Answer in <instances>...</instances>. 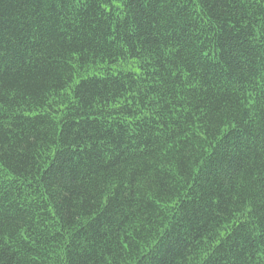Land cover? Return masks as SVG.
Masks as SVG:
<instances>
[{
    "label": "trees",
    "instance_id": "1",
    "mask_svg": "<svg viewBox=\"0 0 264 264\" xmlns=\"http://www.w3.org/2000/svg\"><path fill=\"white\" fill-rule=\"evenodd\" d=\"M0 264H264V0H0Z\"/></svg>",
    "mask_w": 264,
    "mask_h": 264
}]
</instances>
